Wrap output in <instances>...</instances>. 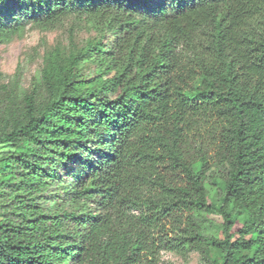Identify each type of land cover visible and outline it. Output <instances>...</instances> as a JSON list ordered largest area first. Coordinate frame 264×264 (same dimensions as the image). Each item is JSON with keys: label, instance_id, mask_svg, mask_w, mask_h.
Here are the masks:
<instances>
[{"label": "trees", "instance_id": "1", "mask_svg": "<svg viewBox=\"0 0 264 264\" xmlns=\"http://www.w3.org/2000/svg\"><path fill=\"white\" fill-rule=\"evenodd\" d=\"M0 2L98 35L0 97V264H264V0Z\"/></svg>", "mask_w": 264, "mask_h": 264}, {"label": "rangeland", "instance_id": "2", "mask_svg": "<svg viewBox=\"0 0 264 264\" xmlns=\"http://www.w3.org/2000/svg\"><path fill=\"white\" fill-rule=\"evenodd\" d=\"M2 2V1H1ZM0 2V14L7 16ZM98 37L85 18L70 16L60 25L50 29L27 26L25 31L11 40L0 43V97L10 90L23 95L37 85L46 59L53 53L68 56L71 52L83 49ZM85 77L96 74V64L87 61L80 66ZM67 165L64 175L74 168ZM200 255L191 252L188 257L171 251H162L160 264H199Z\"/></svg>", "mask_w": 264, "mask_h": 264}]
</instances>
